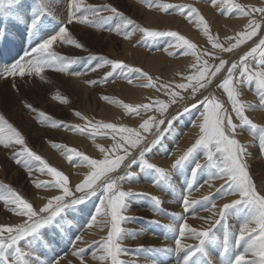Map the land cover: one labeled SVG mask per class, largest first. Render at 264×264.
<instances>
[{
    "label": "snow or ice",
    "instance_id": "obj_1",
    "mask_svg": "<svg viewBox=\"0 0 264 264\" xmlns=\"http://www.w3.org/2000/svg\"><path fill=\"white\" fill-rule=\"evenodd\" d=\"M208 2L218 8L221 14L238 13L250 18L244 30L225 38L227 44L211 34L204 15L194 5L169 3L165 0H142V3L149 8H155L158 12L176 14L194 23L197 28L202 29L203 34L211 42L212 51L198 49L195 43L178 31L142 26L112 4L93 5L86 0H68L65 19L57 21L54 17L50 18L47 0H40L39 4L31 9L29 19L25 22L26 31L34 46H30V51L26 50L24 56L15 62L0 66V78L31 75L39 76L44 80L45 69L81 76L87 71L96 72L100 68L109 67L110 70L106 71L99 80H87L85 83L97 85L123 77L132 84L133 78L142 79L144 83L139 86L155 88L168 98L165 100L160 99L159 96L149 97V103L136 105L118 101L130 116L149 111L163 114L171 104L183 99V92L190 90L189 95L193 98L200 93L201 98L196 103L183 108V112H189L190 108H196L199 104L203 109L197 118L200 123L198 125L194 123V127L199 129L198 137L171 167L177 170L178 175L185 176V163L202 150L206 157L205 163L203 165L198 161L194 163V167H191L190 173L187 174L189 179L185 181L183 187L190 190L189 185L197 172L207 168L212 179L225 180L228 195H235L238 198L225 203L214 213L219 219L213 221V227L221 226L220 236L216 235L213 228L197 229L191 226L183 215L173 214V218L178 223L175 226L168 224L164 227L175 232V247L171 250L152 249L151 251L165 253L171 251L180 254L177 256L176 264H215L212 259L214 251L224 257V264H264V192L258 189L249 170L247 146L237 139L238 128L247 127L252 132L258 130L259 147L264 151V126L255 124L246 114L248 110L264 109V34H261L258 43L245 51L238 60L225 59L223 55L233 53L261 33L264 20L255 19L254 14L264 17V7L242 5L235 0H208ZM22 4L23 0H0V11L6 5L22 6ZM104 12L111 15H102ZM15 18L21 19L19 14ZM114 18H117L119 23L111 25L109 22ZM73 23L101 27L125 39H131L136 32H140L142 36L137 44L151 43L152 46H156L161 38H167L165 42L168 48L162 50L172 56L176 55V50H179L183 55L193 57L194 61L190 65L192 71L189 75L181 77L186 82H166L159 77L153 78L149 73L132 67L122 60L105 56H89L88 60L98 62L88 65L84 71H73L72 65L81 58L63 55L53 47L54 44L74 46L77 49L85 47L70 31L69 26ZM251 61L255 62V67L251 66ZM222 71L224 76L217 87L226 94L231 112L224 107V101L220 98L212 93L204 94ZM240 84H254L261 103L257 105L241 100L238 89ZM54 98L62 103L69 102L66 96L59 93ZM104 99L113 98L105 96ZM26 107L37 114L42 124H49L53 128H67L93 139L98 136L110 137L112 144L110 148L95 145L102 154V158L97 159L75 148L49 141L53 147L63 151V155L70 163L84 164L89 168L83 178L70 187L69 176L33 151L28 146L23 133L0 113V146L13 149L19 146L18 150L13 152V159L17 164L26 167L29 175L35 168L39 173L51 177L47 181L34 179L33 185L38 189H58L60 193L46 198V203L36 207L10 185L0 183V202L5 205L6 210L22 218L19 223L0 224V264H59L58 260H42L34 255L37 251L35 247L37 243L41 247H47L41 230L55 227L59 222L57 218L60 221L64 220L66 210L83 204L87 198L97 193H100L101 198L94 214H89L86 227L99 226L101 231L105 229L107 231L99 241H93L101 252L98 256L93 253V258L105 264H131L121 258L128 251L122 245V240L127 237L134 238L141 233L123 227V224L134 219L125 213L130 210L131 202L141 196H148L154 211L163 212V200L148 193L125 190L123 184L126 181H138L142 174L155 187L174 193L175 181L172 172L147 159L152 149L160 143L162 134L149 141L145 133H148L153 126L159 129L165 121L149 116L137 127H131L122 123L94 121L75 111V115L86 123L70 124L35 109L31 104H27ZM233 114L240 121L239 124L234 122ZM175 119L177 116H173L168 121L169 128ZM134 166L138 171H132ZM225 185H221V188ZM75 193L82 195L76 196ZM179 199L185 211L199 202L189 200L183 193ZM212 207L215 209L216 205L213 204ZM229 216L238 217L236 228L228 224ZM152 223L160 222L152 221ZM76 239L80 240L81 237L77 236ZM186 239H195L198 243L187 244L184 242ZM73 255L80 258L81 264H85L84 248L75 249Z\"/></svg>",
    "mask_w": 264,
    "mask_h": 264
},
{
    "label": "rangeland",
    "instance_id": "obj_2",
    "mask_svg": "<svg viewBox=\"0 0 264 264\" xmlns=\"http://www.w3.org/2000/svg\"><path fill=\"white\" fill-rule=\"evenodd\" d=\"M39 2L40 0H37L35 5ZM86 2L93 5L112 4L142 26L158 30L178 31L195 43L198 49L213 50L211 42L203 34L202 29L197 28L194 23L176 14L169 15L158 12L155 8H149L142 3V0H86ZM165 2L192 4L197 7L209 24L211 34L225 44H227L225 38L232 37L244 30L250 19L238 13L221 14L218 8L210 4L208 0H165ZM235 2L242 5L264 7V0H235ZM47 7L50 18L54 17L57 21L64 20L67 14L68 0H47ZM32 8L30 0H23L22 6L6 5L0 11V15L4 13L11 14L14 16L9 18L11 20L16 19L15 17L19 14L21 19L26 22ZM102 15L107 16L111 13L104 12ZM254 18L264 20V17L259 14H254ZM109 23L115 25L119 23V20L114 18ZM11 29L13 38L17 39L21 36L19 29L14 26ZM69 29L85 47L77 49L74 46L57 44H54L53 47L63 55L81 58L72 65L73 71H84L88 65H94L98 62L88 60L89 56H105L122 60L132 67L140 68L149 73L153 78L159 77L166 82H186L181 77L189 75L192 71L190 65L194 61L193 57L185 56L179 50H176L174 56L162 50L168 48V44L165 42L167 38H161L156 46H152L151 43L147 45L137 44L142 36L140 32H136L131 39H125L123 36L101 27L73 23L69 26ZM261 34H264V28L261 29V33H258L256 37L239 49L234 50L233 53L223 54L224 58L238 60L245 51L258 43ZM23 43L19 46L16 45L19 52L23 47ZM214 62L218 63V61ZM250 64L255 67L254 61H251ZM109 70V67H103L96 72L87 71L84 75L74 76L57 72L54 69H45L43 73L44 80H41L39 76L31 75L0 78V113L23 133L28 146L33 151L44 157L50 165L69 176L70 187L78 183L89 171V168L84 164L70 163L67 157L63 155V151L53 147L49 141L67 145L98 159L102 158V154L95 145L110 148L111 138L98 136L93 139L67 128H53L49 124H42L37 118V114L26 107L27 104H31L35 109L70 124L84 125L86 123L85 120L75 115V111H79L83 116L94 121L122 123L131 127H137L149 116H154L156 120L163 119L165 123L161 124L159 129L153 126L148 133H145L149 141L162 134L160 143L152 149L147 159L172 172L175 191L173 193L155 187L142 174L138 181L124 182L123 188L125 190L132 189L136 192L159 196L163 200V212L152 209L148 196L138 197L131 202L130 210L125 215L134 217V219L123 224V227L141 234L134 238L127 237L122 240V245L128 251L121 258L131 262V264H176L177 256L180 254L171 251L167 253L151 251L152 249L171 250L175 247V232L164 227L168 224L175 226L178 223L173 218V214L183 215L187 222L197 229L213 228L216 235L220 236L221 226L215 225L213 227V221L219 219L214 213L225 203H230L238 197L230 198L232 195L227 194L225 180L212 179L210 170L207 168H202L197 172L196 177L189 185L190 190L183 187L185 181L189 179L187 174L190 173L191 167H194V163L197 161L202 165L205 163L206 157L202 150L194 154L193 158L185 163V176L178 175L177 170L171 167L173 162L198 137L199 129L194 127V123L197 125L200 123L197 118L203 109L199 104L196 108H190L189 112H183V108L196 103L201 98L200 93L193 98L189 95L190 90L183 92V99L171 104L163 114L149 111L141 115L130 116L118 101L136 105L149 103V97L159 96L160 99L165 100L168 98L161 95L155 88L139 86L144 83L142 79L133 78L132 84H129L123 77L97 85L85 83L87 80H99ZM223 76L224 72L222 71L208 86L207 91H204V94H214L224 101V107L231 112V105L227 101L226 94L221 88L217 87ZM238 89L241 93V100L257 105L261 103L254 84H240ZM57 93L66 96L69 102L62 103L56 100L54 97ZM105 96L113 99L105 100ZM246 114L255 124L264 126V109L248 110ZM173 116H177V119L172 121V126L169 128L168 121ZM233 120L238 124L240 123L234 114ZM191 127H194V130L189 134L188 130ZM258 136V130L252 132L247 127L237 129V139L244 143L248 149L247 163L251 175L256 181L258 189L264 192V151L259 147ZM78 138H81V140H78ZM77 141H80V143ZM18 147L16 146V149H13L0 146V183L10 185L34 206L40 207L46 203V198L60 194L59 190L38 189L33 185L32 180L34 179L47 181L51 177L39 173L35 168L32 174L29 175L27 168L17 164L13 159V152L18 150ZM132 171L138 170L134 166ZM221 185H225V187L221 188ZM182 193L187 195L189 200L199 202L192 205L188 211H185L179 199ZM75 195L80 196L82 194L75 193ZM100 198V193L87 198L83 204L66 210L63 221L57 218L59 222L55 227L41 230V235L43 240L47 242V247H41L37 243L35 245L37 251L34 255L39 256L42 260H58L61 264L63 260H68L69 257L80 259L74 256L73 252L77 248H84L85 264H105L103 261L94 259L92 254L96 253L97 256L101 254L93 241H99L106 234L107 229L101 231L99 226L86 227L89 214H94ZM213 204L216 205L215 209L212 207ZM21 219V217L6 210L5 205L0 202V224L19 223ZM152 221H159L160 223L153 224ZM237 222L238 217L229 216L228 224L233 228L237 227ZM75 227L76 231H74ZM77 236L81 239L77 240ZM184 242L187 244L198 243L195 239H186ZM22 246L24 245L22 244ZM26 250L29 249L26 248ZM212 259L215 264H224V257L217 255L215 251L212 254ZM62 264H69V262L64 261Z\"/></svg>",
    "mask_w": 264,
    "mask_h": 264
},
{
    "label": "bare ground",
    "instance_id": "obj_3",
    "mask_svg": "<svg viewBox=\"0 0 264 264\" xmlns=\"http://www.w3.org/2000/svg\"><path fill=\"white\" fill-rule=\"evenodd\" d=\"M238 27V26H237ZM237 27H235V28H237ZM107 112V111H106ZM194 128V127H193ZM192 127L190 128V130H188V132H189V134H191V132H193V129ZM78 140H81V138H78ZM78 143H80V141H77ZM235 195H232L230 198H232V197H234ZM74 231H76V227L74 228ZM66 262V263H68L69 262V264H81V261H80V259H74V258H72V257H69L68 258V260H63L62 261V263L63 262ZM61 263V264H62ZM94 264H98V263H94Z\"/></svg>",
    "mask_w": 264,
    "mask_h": 264
}]
</instances>
